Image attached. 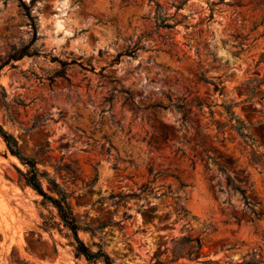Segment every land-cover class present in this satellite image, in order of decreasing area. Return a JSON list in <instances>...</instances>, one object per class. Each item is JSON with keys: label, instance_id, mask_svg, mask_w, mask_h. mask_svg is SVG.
Returning a JSON list of instances; mask_svg holds the SVG:
<instances>
[{"label": "rangeland", "instance_id": "obj_1", "mask_svg": "<svg viewBox=\"0 0 264 264\" xmlns=\"http://www.w3.org/2000/svg\"><path fill=\"white\" fill-rule=\"evenodd\" d=\"M62 1L0 0V127L67 195L78 238L111 264H264V85L245 88L264 76V11ZM24 171L0 138V264H103Z\"/></svg>", "mask_w": 264, "mask_h": 264}, {"label": "trees", "instance_id": "obj_2", "mask_svg": "<svg viewBox=\"0 0 264 264\" xmlns=\"http://www.w3.org/2000/svg\"><path fill=\"white\" fill-rule=\"evenodd\" d=\"M149 1L151 2L152 0H149ZM223 1L224 0H218L216 3H211V6L215 7L218 5H225L228 7H232V6L241 7L240 3H236L235 5H233V4H229V3H224ZM248 4H250V6L253 9H260L261 11H264V0H255V1L249 2ZM20 5L24 9L25 14L29 18V20L31 21V25L33 27L34 26L33 18L30 15L29 7L22 2H20ZM153 5H154L155 10L161 9L157 3L154 2ZM212 11H213V8H210V18L212 15ZM262 23H263V20L259 23V25H261ZM164 27L169 28L170 26L166 25ZM255 28H256V25L254 26V29ZM235 38H238V36H236ZM23 55H24L23 52H18V51L14 52V54L9 56L7 61H5L4 63L1 64V67L8 64L9 61H13V60L15 61V60L22 58ZM258 63H262L264 66V55L259 57ZM201 80L205 83H208L206 80H204L202 78H201ZM262 85H264V76L260 79H254V80L248 81L245 84V88L252 95L255 93L260 95L261 92L259 91V88ZM222 89L223 88L219 89V88H217L216 85H214V91L221 92ZM227 112L229 113L230 120L233 119V121H235L236 124L242 125V123L234 117V115L230 112V110H228ZM235 129L237 130V132L240 135H244V134H242L240 128H237V126H235ZM0 138L4 142L9 153L12 156H14L15 158H17L18 161L20 162V164L22 166H24L25 171L19 172V175H20L21 179L23 180L24 185L31 188L36 194L41 196L44 203H48L49 205H51L55 209L57 217L59 218L61 225L71 233V237H72L73 242H74V244L72 246H73V250H74L75 255L83 257L86 261L91 262V263L102 262L103 264H111L110 258L106 255L105 252H103L101 249L97 250L96 252H91L83 244V242L78 238L77 232H78L79 228L76 224V220H75V218H74V216L70 210V207L68 205L67 195L64 192H61L58 189V186L53 181L45 178V174L41 173L38 170L37 162H35L32 159H29V158L22 156L21 152L18 149L16 139L13 138L10 134L3 131L1 127H0ZM42 179H46L50 191L55 194L54 198L49 197L45 193V191L43 190ZM227 183H228V185H232L230 178H227ZM240 193L242 195V199L244 200L245 205H247V206L254 205V204H251V202L248 201V199L244 197V193L242 191H240ZM251 213L253 214L254 219H256L259 216V214L254 212V210H252V209H251ZM192 241H194L196 243V251H195L194 257L197 258L198 257V251L200 249V244H199L198 239H194V240H192V239L190 240L188 238H182L181 239V242H185V243H187V242L190 243Z\"/></svg>", "mask_w": 264, "mask_h": 264}, {"label": "bare ground", "instance_id": "obj_3", "mask_svg": "<svg viewBox=\"0 0 264 264\" xmlns=\"http://www.w3.org/2000/svg\"><path fill=\"white\" fill-rule=\"evenodd\" d=\"M65 3H66V1L63 0V1H62V4H65ZM53 29H54L55 31L60 32V31H59L60 29H59L57 26H54Z\"/></svg>", "mask_w": 264, "mask_h": 264}]
</instances>
